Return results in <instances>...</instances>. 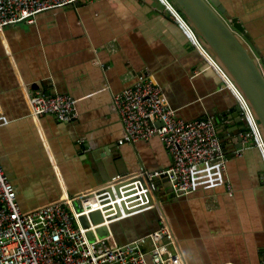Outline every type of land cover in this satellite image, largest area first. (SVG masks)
<instances>
[{"label": "crops", "instance_id": "crops-1", "mask_svg": "<svg viewBox=\"0 0 264 264\" xmlns=\"http://www.w3.org/2000/svg\"><path fill=\"white\" fill-rule=\"evenodd\" d=\"M216 2L238 19L264 63V0ZM213 61L158 0H80L41 12L31 24L1 28L0 163L20 208L32 210L100 185L95 168L102 159H111L108 177L117 174L115 157L120 169L127 164V173L169 166L158 137L118 142L123 126L112 96L146 70L178 117L219 118L215 125L228 159L226 183L180 197L167 183L157 187L154 202L186 264H262L264 165L252 142L235 155L234 138L243 126L239 103ZM36 91L70 95L75 118L33 114L29 95ZM136 219L117 227L118 236L150 228L144 216Z\"/></svg>", "mask_w": 264, "mask_h": 264}, {"label": "built area", "instance_id": "built-area-1", "mask_svg": "<svg viewBox=\"0 0 264 264\" xmlns=\"http://www.w3.org/2000/svg\"><path fill=\"white\" fill-rule=\"evenodd\" d=\"M79 1L0 0V29L17 23L31 24L41 12ZM158 1L191 42L210 58L172 2ZM215 65L244 114L247 129L239 135L241 147L235 155L240 156L247 143L252 142L264 165V140L257 123L236 87ZM29 104L35 115L52 114L66 122L75 118V99L70 95H46L36 91L29 95ZM112 104L123 126L119 144L158 137L171 157L169 166L154 172L139 167L76 196L23 211L0 163V264H186L169 221L154 202L158 187L154 181L165 176L168 187L177 197L191 194L202 185L226 183L224 173L228 159L215 122L208 117L194 120L178 117L175 109L167 105L161 87L146 70L140 72L135 83L114 94ZM261 180L264 183V167ZM152 208L158 212L159 227L146 236L122 246L114 242L110 233L104 237L95 235L92 240L87 237L86 233L97 226H109ZM94 211L102 216L103 222L99 225H92L88 218ZM81 217L86 218L88 227L82 226Z\"/></svg>", "mask_w": 264, "mask_h": 264}, {"label": "water", "instance_id": "water-1", "mask_svg": "<svg viewBox=\"0 0 264 264\" xmlns=\"http://www.w3.org/2000/svg\"><path fill=\"white\" fill-rule=\"evenodd\" d=\"M170 1L184 17L201 46L214 59L243 97L264 140V63L260 62V52L249 39L238 19L229 16L216 0ZM236 109L239 111V117L243 125L241 132H243L247 129L244 123V114L240 106ZM218 119H213V121L216 122ZM234 141L236 142L234 151H236L241 147V139L236 136ZM110 161L111 159H102L97 162L98 168L96 167L95 169L98 171L100 184H104L118 175H125L127 173V170L124 171V169H127V164H125L124 168L120 169L117 163L118 158L115 157L114 168L117 174L113 177H108L111 169ZM161 183H167L165 176H160L154 181L155 186H159ZM115 188L117 189V187ZM169 192L173 194L171 188H169ZM154 199L155 201L158 199L157 194L154 195ZM150 202L152 203L153 201L151 200ZM156 213L155 208L148 209L145 212L143 211L111 223L109 226H97L94 231L89 230L86 234L92 240L95 235L97 237H104L110 233L114 242L118 246H122L157 230L159 227V217ZM142 216L145 217L150 228L144 229L143 225L136 233L129 235L127 232L123 237L118 236L119 231L117 227L128 225L131 221L137 220L136 218L140 220ZM88 218L92 225H99L103 222L99 211L91 212ZM80 222L83 227H88L85 217H81Z\"/></svg>", "mask_w": 264, "mask_h": 264}, {"label": "trees", "instance_id": "trees-1", "mask_svg": "<svg viewBox=\"0 0 264 264\" xmlns=\"http://www.w3.org/2000/svg\"><path fill=\"white\" fill-rule=\"evenodd\" d=\"M261 173H263V169H262ZM262 184L264 185V183H262Z\"/></svg>", "mask_w": 264, "mask_h": 264}, {"label": "rangeland", "instance_id": "rangeland-1", "mask_svg": "<svg viewBox=\"0 0 264 264\" xmlns=\"http://www.w3.org/2000/svg\"><path fill=\"white\" fill-rule=\"evenodd\" d=\"M99 219H100V216L98 215ZM115 226V225H114Z\"/></svg>", "mask_w": 264, "mask_h": 264}]
</instances>
